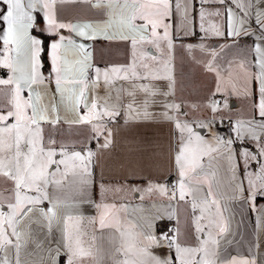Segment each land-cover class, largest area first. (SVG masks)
Listing matches in <instances>:
<instances>
[{"label": "snow or ice", "instance_id": "obj_1", "mask_svg": "<svg viewBox=\"0 0 264 264\" xmlns=\"http://www.w3.org/2000/svg\"><path fill=\"white\" fill-rule=\"evenodd\" d=\"M77 2L90 4L98 18L62 19L60 6ZM257 5H264V0H0V69L8 73L0 78V96L5 98L0 102V177L11 182L12 194L0 200V208L6 204V211H0V264H13V250L14 264H100L94 250L96 237L87 246L82 238L86 233L81 218L74 215L77 202L53 199L50 188L79 184L83 192L93 174L94 158L113 144L109 124L122 113L125 124L152 118L149 107L157 103L153 98L159 90L136 81L167 79L169 91L159 94H173L172 62L178 46L215 73V90L204 105L211 115L195 119L184 111V104L159 101L165 109L163 118L175 129L177 180L171 189L149 182L146 189L132 186L128 191L140 192L141 199L143 193H158L170 203L154 205L155 214L125 224L118 216L110 223L108 212L115 205L101 202L96 205L100 227H114L120 235L115 251L123 259H114V264H257L251 255L227 251L234 243L230 239L233 212L213 191L219 169L210 171L205 165V158L209 164L223 161L231 199L251 207L256 232H264V6ZM197 29L200 42L185 44L183 38L196 35ZM254 35L251 60L217 63L220 53L232 46L228 40L237 44L241 37ZM215 37L226 42L218 47L206 43ZM98 40L125 42L132 62L101 69L94 62ZM197 49L203 59L196 57ZM149 58L154 63H148ZM101 78L109 92L104 98L95 95ZM115 79L132 83L129 88H116ZM52 83L55 92L50 95ZM138 91L144 93L142 98H137ZM122 94L129 97L126 106ZM233 95L243 98L249 112L229 118L225 136L215 125L217 120L223 123L221 108L230 107L227 98ZM61 121L89 125L96 151L86 145L77 149L58 139ZM197 129L207 130V137ZM105 190L102 184L101 192ZM44 201L49 204L46 209L37 207ZM181 202L191 209V232L181 230L177 213ZM165 220L176 223L170 227ZM33 224L49 232L59 229L61 245L45 248L34 238ZM163 247L174 255L153 252Z\"/></svg>", "mask_w": 264, "mask_h": 264}, {"label": "crops", "instance_id": "obj_2", "mask_svg": "<svg viewBox=\"0 0 264 264\" xmlns=\"http://www.w3.org/2000/svg\"><path fill=\"white\" fill-rule=\"evenodd\" d=\"M264 5H257L262 7ZM220 7V5H216ZM94 9L90 4L77 2L69 3L60 6V15L62 19L67 20H90L98 18L95 15ZM252 26L255 27L254 20ZM257 37H241L237 44H232L231 40L227 43L231 47L225 48L220 56L217 58V63L224 65L226 61L232 60L234 63H239L241 59L247 58L251 60L254 52L251 47ZM185 44H198L200 42V33L194 36L183 38ZM222 37H215L206 43L218 47L219 44L225 43ZM96 47L94 51V62L97 66L103 69L105 66H126L132 62V51L129 45L123 41H105L98 40L95 42ZM149 47V46H146ZM151 51L160 56L156 49L152 48ZM195 55L198 59L204 57L197 49ZM148 63L152 64L150 58ZM173 75L175 77V88L173 94L165 97L159 93L168 92L169 81L167 79H155L150 81H136L140 83H151L159 90L155 99L157 103L150 105L149 112L152 118L147 121H131L128 124L124 123L123 113L116 117L115 123H110L109 127L113 130V144L109 149L103 150L102 153L94 158L95 166L92 169V176L90 183L84 185V191L81 192L79 184H66L63 187L53 186L50 188L53 199L61 201H76L77 211L74 215L80 217L81 230L86 233L84 241L87 244L93 243L92 237L95 236V249L100 264H114V259H123L115 249L120 244V235L116 232L114 227H100L99 211L96 207L101 202L108 205H115L108 212V220L111 223L113 216H118L122 223L129 220L139 222L141 215L147 216L155 214L157 207L167 205L170 203L167 196H161L158 193H132L128 189L132 186L146 189L149 182L153 184H165L169 189L177 180V172L175 168V151L177 141L174 139V125L163 118L162 113L165 111L163 105L159 101L167 99L169 102L184 104V111L189 112L190 117L195 119H204L211 115L210 110L204 107L207 99L210 97L211 92L215 90L216 76L214 72L207 71L202 63H198L188 55L186 50L176 48L174 59L172 62ZM5 72L4 78H7V70L1 69ZM131 81H124L115 79L113 84L116 88L123 86L129 88ZM55 92V84L52 83L49 88V94ZM95 95L98 98H104L109 95L108 87L105 86L103 78L99 82V86L95 89ZM116 92L113 89L111 96L115 97ZM143 92H137V98H142ZM238 96H229V99H234L235 104L227 109L221 108L224 114V121L221 123L219 120L216 122V129L221 135H228V121L229 118H242L249 112V106L246 103H240L237 99ZM122 98L126 102L129 97L122 94ZM217 99H220V94H217ZM58 99V98H57ZM103 103V99L100 100ZM197 105L196 109L191 108V105ZM241 105L243 107H241ZM235 108V109H234ZM234 110H241L235 112ZM198 112V114H196ZM202 113V115H200ZM61 127H68L71 133L68 135L76 144L77 147L86 145L96 151V141L90 140L92 134L91 127L87 124L69 125L61 121L58 125ZM203 135L207 137V130H200ZM86 137V138H85ZM103 143V138L100 139ZM205 165L210 171L219 169L216 180L213 181V191L220 198L221 204H227L233 212V233L230 239L234 243L227 247V251L232 255L241 257H253L257 264H264V232H256V215L252 212L251 207H241V201H233L231 199L233 192L228 185V176L225 169L222 167L223 161H211L209 164L205 158ZM69 180L72 177L69 176ZM218 181V183H217ZM104 185L105 191L101 192V185ZM122 187L125 189L121 192H116L115 189ZM204 191L207 192V185H204ZM172 203H175L174 201ZM124 205L125 207H121ZM157 206V207H154ZM48 201H44L37 207L47 208ZM6 211V206L1 208ZM214 211V208H213ZM177 213L180 217L181 230L184 232L192 231L191 209L183 202L177 205ZM37 215H39L37 213ZM95 218L94 223L89 221ZM73 222H70L69 227ZM161 222H157L160 224ZM170 227L174 225L175 220H165ZM34 238L42 241L45 248L51 247L55 249L61 245V231L53 228L51 232L46 227L41 228L40 225H31ZM63 227V225H61ZM157 227V225H156ZM157 234L159 231L157 229ZM83 238V237H82ZM32 246L29 245V250ZM153 252L162 257L174 255L169 253L166 247L153 248ZM63 260L64 258L61 257ZM13 264H14V250H13Z\"/></svg>", "mask_w": 264, "mask_h": 264}, {"label": "rangeland", "instance_id": "obj_3", "mask_svg": "<svg viewBox=\"0 0 264 264\" xmlns=\"http://www.w3.org/2000/svg\"><path fill=\"white\" fill-rule=\"evenodd\" d=\"M5 75L0 74V78H4ZM227 99H228L229 105H231L232 103L235 104L234 99H232V100L229 98H227ZM237 99L239 100V102L241 104L244 102L242 97L238 96ZM0 102H5V98L3 96H0ZM241 107H243V106L241 105ZM234 111L235 112H241V110H234ZM196 114H198V112ZM200 115H202V113H200ZM58 127L62 130L61 133L58 134V139H63L65 141L69 142L70 145L74 144L77 149L80 148V147H77V144L71 138L68 137V135L72 131L71 129H69L68 127H61V126H58ZM10 188H11V182L7 181L3 177H0V200L6 201L8 198L11 197L12 194H11ZM5 206H6V204H5ZM0 211H4V209L2 210L0 208ZM83 239H84V236H83Z\"/></svg>", "mask_w": 264, "mask_h": 264}, {"label": "trees", "instance_id": "obj_4", "mask_svg": "<svg viewBox=\"0 0 264 264\" xmlns=\"http://www.w3.org/2000/svg\"><path fill=\"white\" fill-rule=\"evenodd\" d=\"M0 74L5 75V72H3V71L0 69ZM159 226H160V224H157V229H158V230H159Z\"/></svg>", "mask_w": 264, "mask_h": 264}, {"label": "water", "instance_id": "obj_5", "mask_svg": "<svg viewBox=\"0 0 264 264\" xmlns=\"http://www.w3.org/2000/svg\"><path fill=\"white\" fill-rule=\"evenodd\" d=\"M230 107H232V105H230Z\"/></svg>", "mask_w": 264, "mask_h": 264}]
</instances>
